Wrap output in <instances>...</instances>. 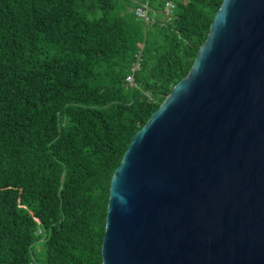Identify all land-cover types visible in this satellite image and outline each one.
<instances>
[{
  "label": "trees",
  "instance_id": "1",
  "mask_svg": "<svg viewBox=\"0 0 264 264\" xmlns=\"http://www.w3.org/2000/svg\"><path fill=\"white\" fill-rule=\"evenodd\" d=\"M165 1L0 0V264H102L111 175L222 0Z\"/></svg>",
  "mask_w": 264,
  "mask_h": 264
},
{
  "label": "water",
  "instance_id": "2",
  "mask_svg": "<svg viewBox=\"0 0 264 264\" xmlns=\"http://www.w3.org/2000/svg\"><path fill=\"white\" fill-rule=\"evenodd\" d=\"M102 264H264V0H222L109 183Z\"/></svg>",
  "mask_w": 264,
  "mask_h": 264
},
{
  "label": "built area",
  "instance_id": "3",
  "mask_svg": "<svg viewBox=\"0 0 264 264\" xmlns=\"http://www.w3.org/2000/svg\"><path fill=\"white\" fill-rule=\"evenodd\" d=\"M164 5H165L164 12L166 14L167 19H169L175 4L172 0H166ZM148 11H149V6L147 1L139 3L134 9V12L137 16L143 18L146 22H150L152 21V18L149 15ZM139 46L142 45L139 44ZM139 54L138 53L136 54V60L132 62L129 68V73L125 76V81L129 84L133 82L134 73L139 69V65L141 61V57Z\"/></svg>",
  "mask_w": 264,
  "mask_h": 264
},
{
  "label": "rangeland",
  "instance_id": "4",
  "mask_svg": "<svg viewBox=\"0 0 264 264\" xmlns=\"http://www.w3.org/2000/svg\"><path fill=\"white\" fill-rule=\"evenodd\" d=\"M41 248H42V245H41L40 242L35 243V245H34V251L36 252V254H39L40 253Z\"/></svg>",
  "mask_w": 264,
  "mask_h": 264
}]
</instances>
